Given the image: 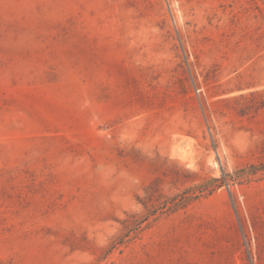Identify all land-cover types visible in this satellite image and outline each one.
Wrapping results in <instances>:
<instances>
[{
	"label": "rangeland",
	"instance_id": "1",
	"mask_svg": "<svg viewBox=\"0 0 264 264\" xmlns=\"http://www.w3.org/2000/svg\"><path fill=\"white\" fill-rule=\"evenodd\" d=\"M0 264H264V0H0Z\"/></svg>",
	"mask_w": 264,
	"mask_h": 264
}]
</instances>
